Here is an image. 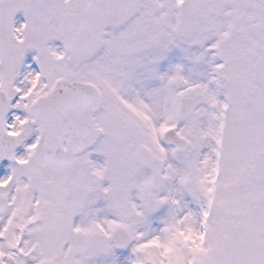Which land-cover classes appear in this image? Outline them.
<instances>
[{"label":"snow or ice","instance_id":"6c2138e0","mask_svg":"<svg viewBox=\"0 0 264 264\" xmlns=\"http://www.w3.org/2000/svg\"><path fill=\"white\" fill-rule=\"evenodd\" d=\"M0 264H264V0H0Z\"/></svg>","mask_w":264,"mask_h":264}]
</instances>
